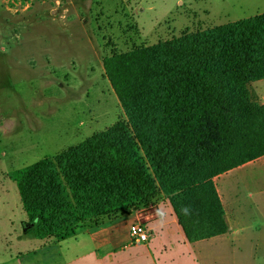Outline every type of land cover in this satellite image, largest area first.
<instances>
[{"label": "trees", "instance_id": "obj_1", "mask_svg": "<svg viewBox=\"0 0 264 264\" xmlns=\"http://www.w3.org/2000/svg\"><path fill=\"white\" fill-rule=\"evenodd\" d=\"M105 75L127 121L9 173L40 240L164 195L187 240L228 233L215 179L264 158V14L114 53ZM188 206L191 214H181Z\"/></svg>", "mask_w": 264, "mask_h": 264}, {"label": "rangeland", "instance_id": "obj_2", "mask_svg": "<svg viewBox=\"0 0 264 264\" xmlns=\"http://www.w3.org/2000/svg\"><path fill=\"white\" fill-rule=\"evenodd\" d=\"M260 14L264 0H0V264H175L167 245L173 241L158 228L149 250L122 249L130 236L115 242L109 230L96 236V250L89 236L38 239L25 228L29 220L8 175L127 121L104 59ZM257 162L264 158L246 164L251 167L238 180L264 178ZM252 196L246 198V218L255 214ZM128 216L114 223L122 233L131 225ZM234 218L241 227L238 208ZM157 226L173 230L176 246L169 212ZM225 254L229 264H264L253 249L231 247ZM211 263L227 264L217 255Z\"/></svg>", "mask_w": 264, "mask_h": 264}, {"label": "crops", "instance_id": "obj_3", "mask_svg": "<svg viewBox=\"0 0 264 264\" xmlns=\"http://www.w3.org/2000/svg\"><path fill=\"white\" fill-rule=\"evenodd\" d=\"M256 84H258V86H256ZM253 88L260 101L264 103V96L261 95V92L264 93V80L255 82V85L253 83ZM262 159L263 158H260L258 160ZM257 163H262L261 168L264 171V162ZM250 167L251 165H243L215 179L217 190L225 208L226 221L229 227L228 233L225 235L195 243H190L187 240L183 229L180 227L177 221V217L173 211L170 201L167 197L161 195L155 199L154 203L148 209L140 207L138 211H133L125 214L120 213L118 215H112L109 217L101 218L99 220L86 221L79 227H85L87 225L95 227H91L88 230H85L82 235H79L75 232L73 237L70 236L66 239H62V241L65 242L68 239L72 238L77 241L81 236H89L92 239L90 245L93 250H96L99 247L98 243L96 242V236L101 234L104 230H109L113 237V240L116 242L123 239L125 236H130V227L132 225L136 223H143L149 230H151L152 233L154 231V228H158L162 235H166L167 233H169V237H165V239L166 241H173V245L170 243L167 245L170 247L171 252L174 251V255L178 259L175 264H209V259H213L214 255L221 256V262H226L227 264H229V257L226 256L227 254H225V251H229L231 247L238 248L239 251H241L242 249H249L251 251L253 249L255 254L254 259L259 262V258H264V178H258L254 176L253 179H242L241 181L238 180V178L246 173ZM254 173H256V169L254 170ZM251 191H253V193ZM252 194V198H254L253 205L256 208L255 214L257 215H250L248 218H246L247 211L245 209V205L248 203L246 198L251 196ZM259 198L262 199L261 203L259 202ZM235 208H238V210L241 211V215L244 217L243 221L241 222V227H239L240 223L236 222L234 218ZM157 212H159L160 215H157ZM167 212H169L172 223L177 226L176 231L178 242L176 246V240L173 238V236L171 237V234H174L172 233L173 230L171 228L163 229L162 227H155L156 224H159L164 220L165 214ZM125 215H129L128 217L129 219H131V225L126 230V232L122 233L120 232L119 228L114 225V223L120 217H123ZM258 216H261L263 220H256ZM105 222H110L111 225H104ZM163 237L164 236H162L161 238L164 243L165 239ZM152 238L153 235L151 237V240ZM150 242L139 248L141 250H149ZM168 246L165 245V249H167ZM129 247L131 246L127 244L122 249L126 250Z\"/></svg>", "mask_w": 264, "mask_h": 264}, {"label": "built area", "instance_id": "obj_4", "mask_svg": "<svg viewBox=\"0 0 264 264\" xmlns=\"http://www.w3.org/2000/svg\"><path fill=\"white\" fill-rule=\"evenodd\" d=\"M152 237L151 231L143 223H136L130 227L129 246L139 248L150 242Z\"/></svg>", "mask_w": 264, "mask_h": 264}, {"label": "clouds", "instance_id": "obj_5", "mask_svg": "<svg viewBox=\"0 0 264 264\" xmlns=\"http://www.w3.org/2000/svg\"><path fill=\"white\" fill-rule=\"evenodd\" d=\"M181 214L185 215V216H188L191 214V209L188 207V206H184L182 209H181ZM157 215H160L159 212H157Z\"/></svg>", "mask_w": 264, "mask_h": 264}, {"label": "water", "instance_id": "obj_6", "mask_svg": "<svg viewBox=\"0 0 264 264\" xmlns=\"http://www.w3.org/2000/svg\"><path fill=\"white\" fill-rule=\"evenodd\" d=\"M31 226H33V225H28V224H26V225H25L26 230H28Z\"/></svg>", "mask_w": 264, "mask_h": 264}]
</instances>
